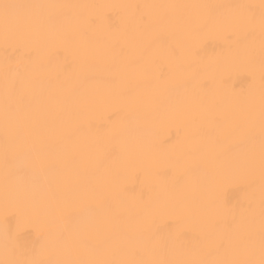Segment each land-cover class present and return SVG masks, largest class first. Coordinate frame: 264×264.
I'll list each match as a JSON object with an SVG mask.
<instances>
[{"label":"bare ground","instance_id":"1","mask_svg":"<svg viewBox=\"0 0 264 264\" xmlns=\"http://www.w3.org/2000/svg\"><path fill=\"white\" fill-rule=\"evenodd\" d=\"M0 264H264V0H0Z\"/></svg>","mask_w":264,"mask_h":264}]
</instances>
